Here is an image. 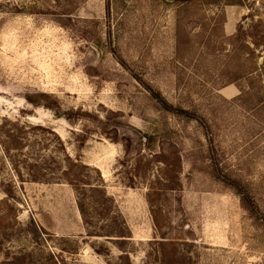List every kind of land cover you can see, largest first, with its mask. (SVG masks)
Returning <instances> with one entry per match:
<instances>
[{
    "label": "rangeland",
    "instance_id": "obj_1",
    "mask_svg": "<svg viewBox=\"0 0 264 264\" xmlns=\"http://www.w3.org/2000/svg\"><path fill=\"white\" fill-rule=\"evenodd\" d=\"M0 264H264V0H0Z\"/></svg>",
    "mask_w": 264,
    "mask_h": 264
}]
</instances>
